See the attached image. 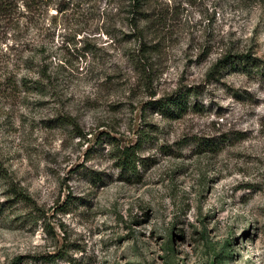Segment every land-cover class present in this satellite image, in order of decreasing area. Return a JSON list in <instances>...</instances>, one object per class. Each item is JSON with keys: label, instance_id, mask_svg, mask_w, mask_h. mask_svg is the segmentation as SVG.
<instances>
[{"label": "rangeland", "instance_id": "obj_1", "mask_svg": "<svg viewBox=\"0 0 264 264\" xmlns=\"http://www.w3.org/2000/svg\"><path fill=\"white\" fill-rule=\"evenodd\" d=\"M12 1L0 264H264V0Z\"/></svg>", "mask_w": 264, "mask_h": 264}, {"label": "trees", "instance_id": "obj_2", "mask_svg": "<svg viewBox=\"0 0 264 264\" xmlns=\"http://www.w3.org/2000/svg\"><path fill=\"white\" fill-rule=\"evenodd\" d=\"M34 1H37L40 5L49 6L54 2V0H25L24 5L26 7V10L30 9L31 5L30 3H33ZM130 1V21L132 24H134V28H138V19L136 14H139L141 12L142 8V0H129ZM14 1L12 0H0V12L4 11L5 9L9 7H13L12 4ZM11 9V8H10ZM258 59L257 56H254L252 53H233L229 52L228 54L224 55V57L217 60L216 66H237L239 64H242L244 67H254L258 65ZM39 70L37 71L38 77L34 78V83L37 85H49L58 82V76L56 71L54 69L50 68L49 64H42L41 66H38ZM135 154H136V145H129L124 147L119 154V159L121 161V166H126L128 164H134L135 165ZM17 264V263H13Z\"/></svg>", "mask_w": 264, "mask_h": 264}]
</instances>
